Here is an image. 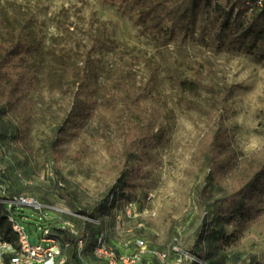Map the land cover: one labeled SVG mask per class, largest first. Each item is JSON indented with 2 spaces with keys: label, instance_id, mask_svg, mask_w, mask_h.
<instances>
[{
  "label": "rangeland",
  "instance_id": "374dc122",
  "mask_svg": "<svg viewBox=\"0 0 264 264\" xmlns=\"http://www.w3.org/2000/svg\"><path fill=\"white\" fill-rule=\"evenodd\" d=\"M5 3L33 18L46 53L69 57L83 68L93 59L99 68L84 88L71 78L50 84L40 75L31 95L1 114L0 178L9 193L55 207L57 217L78 234L85 230L86 249L101 231L118 244L139 237L158 248L177 238L188 252L205 216L201 144L212 123L203 113L208 95L187 82L202 69L205 83L234 88L228 121L237 159L209 195L217 197L231 188L235 174L264 157V64L235 51L206 49L198 32L192 39L144 34L129 16L130 4L121 0H0ZM126 53L137 58L136 84L148 83L158 96L151 103L165 109L166 139L150 151L144 173L127 179L132 184L117 191L111 206L95 210L99 223L85 222L79 210L111 201L119 177L116 129L99 102L107 73ZM45 62L53 64L49 54ZM15 214L37 241L40 214L28 207ZM209 221L215 225L212 216ZM221 225L227 234L234 231L226 221ZM209 259L264 264V211L235 242H219Z\"/></svg>",
  "mask_w": 264,
  "mask_h": 264
},
{
  "label": "trees",
  "instance_id": "16d2710c",
  "mask_svg": "<svg viewBox=\"0 0 264 264\" xmlns=\"http://www.w3.org/2000/svg\"><path fill=\"white\" fill-rule=\"evenodd\" d=\"M121 1L130 4L129 16L144 34L192 39L198 32L199 41L206 49L235 51L264 64V3L257 6L256 0ZM47 54L53 64L45 62ZM125 56V61L116 63L107 73L99 102L116 129L119 177L111 201L102 202L93 211L79 210L82 215L93 216L95 210L111 206L117 191L122 192L132 184L127 179L144 173L153 158L150 151L166 139L165 109L152 104L158 96L151 92L148 83L136 84V56L132 53ZM94 62L87 60L83 68L69 57L46 53L33 18L6 3L0 5V116L17 108L23 98L31 95L40 75L50 84L71 78L81 88L88 86L92 78L98 77L99 68ZM187 84L208 95L210 104L203 113L212 123L201 144L207 171L200 197L205 216L188 252L207 264H214L209 258L219 242L224 245L235 242L264 211V157L235 174L228 191L217 197L209 196L214 185L233 170L237 159L234 133L228 121L233 112L230 98L234 88L205 83L202 69H196ZM0 129H3L1 122ZM2 210L0 207V232L10 238L11 230ZM210 216L215 219V225L210 226ZM221 221L234 225V231L227 234ZM81 237H85V230L78 236L67 233L63 236V242L69 243V263L78 264L75 245Z\"/></svg>",
  "mask_w": 264,
  "mask_h": 264
},
{
  "label": "built area",
  "instance_id": "2783aa9c",
  "mask_svg": "<svg viewBox=\"0 0 264 264\" xmlns=\"http://www.w3.org/2000/svg\"><path fill=\"white\" fill-rule=\"evenodd\" d=\"M263 3L264 0H256L257 6ZM0 207L11 230L10 238L0 232V264H72L68 262L69 243L63 242V236L65 233L78 236V233L68 220L57 217L55 207L26 194H11L3 181H0ZM20 207L40 214V223L34 224L37 241L29 238L19 224L15 213ZM80 217L85 222L99 223L93 216L81 214ZM86 237L85 232V237L79 238L75 245L78 264H207L195 254L183 251L177 238L158 248L139 237L118 244L104 232L97 231L86 249Z\"/></svg>",
  "mask_w": 264,
  "mask_h": 264
}]
</instances>
